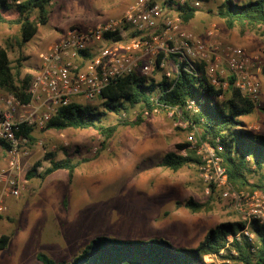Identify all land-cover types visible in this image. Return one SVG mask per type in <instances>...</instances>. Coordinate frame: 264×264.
Here are the masks:
<instances>
[{"label":"rangeland","instance_id":"rangeland-1","mask_svg":"<svg viewBox=\"0 0 264 264\" xmlns=\"http://www.w3.org/2000/svg\"><path fill=\"white\" fill-rule=\"evenodd\" d=\"M134 1L116 0V8L122 7L124 12ZM222 1L206 0L184 26L200 37H204L206 28L214 26L220 42L243 47L260 81L256 104L264 106V29L243 33L238 28L228 29L215 14ZM87 5V0H52L48 6V22L39 25L36 34L21 49L16 44L18 26L0 24V48L7 50L12 66H17V59H21V73L15 75L17 84L24 76L31 80L34 71L30 66H34L38 55L61 32L56 28H66L74 21L81 25L94 22L93 11L87 17L79 15ZM61 13L63 15H59ZM124 31L120 32L130 35L131 30L125 28ZM166 66L174 69L175 56H169ZM218 67L217 80L228 82L229 72L223 58ZM161 78V70L145 77L147 82H158ZM7 93L0 89L2 96ZM76 101L103 112L100 123L117 124V129L107 141V147L96 153L101 137L94 129L35 128L34 140L24 144L29 154L21 161V193L7 200L8 209L0 215V235H11L8 246L0 250V264H40L35 259L37 252L56 261L68 260L97 234L138 239L165 232L188 246H195L210 228L237 220L236 213L227 209L217 196L210 201L208 210L194 213L183 205L189 198L197 202L209 200L196 164L185 165L177 171L157 165L164 153L175 149L176 143L187 142L189 134L193 133L197 140L200 138L197 129L188 126L178 109L158 108L148 112L137 104L114 112L105 109L98 98L93 101L76 98ZM138 116L141 122L132 124ZM245 120L256 133H261L256 128L264 131V114L257 109ZM48 152L53 153L54 160H89L80 163L71 182L65 170H58L44 180H26L25 173L35 162H41L43 168L49 166V159H45ZM4 156V149L0 147V166L4 165ZM251 180H255V176ZM203 262L218 264L219 258H204Z\"/></svg>","mask_w":264,"mask_h":264},{"label":"trees","instance_id":"trees-1","mask_svg":"<svg viewBox=\"0 0 264 264\" xmlns=\"http://www.w3.org/2000/svg\"><path fill=\"white\" fill-rule=\"evenodd\" d=\"M51 1L0 0V24L18 26V48H23L36 34L39 25L47 23ZM199 9L185 6L178 8V12L186 23L195 17ZM215 14L228 29L238 28L241 33L260 27L264 29V0H223ZM137 34L133 31L130 35ZM104 37L119 40L125 35L120 31H112L105 32ZM82 53L86 58L91 56L89 51ZM20 60L17 59V66H12L7 50L0 48V89L13 94L22 103H28L31 100L30 94L26 92L29 77L22 78L20 84L15 81V75L21 73ZM185 65L179 63L170 81L163 77L158 82H147L145 77L137 73L123 75L103 87L98 99L105 109L114 112L127 110L137 104L143 105L148 112H152L153 108L178 109L188 126L197 129L202 141L213 144L219 138L222 145L219 154L233 188L264 192V134L256 133L245 120L255 109L264 114V106H257L256 102L243 97L233 86L232 77L228 78L229 84L225 90L209 82L200 64L194 65L192 70ZM189 101H193V109L187 108ZM102 115L103 112L94 111L88 105L71 101L57 109L44 129H94L101 137L96 151L99 153L107 147V141L117 129V124L102 125ZM140 122L141 117L138 116L132 124ZM34 130L32 125L20 122L15 135L31 142L34 140ZM187 145V142L176 143L175 149L164 153L157 165L171 171H177L188 164L197 165L199 160L191 150L185 155L180 153ZM0 147L7 149L9 145L0 138ZM52 156L53 153L49 152L45 155V159L50 161L49 166L43 168L41 162L37 161L26 171L24 178L44 180L58 170H65L71 182L80 163L89 160H54ZM252 176H255L253 181ZM208 196L209 200L205 202L189 198L183 205L194 213L208 210L210 201L216 195L212 190ZM243 227L244 223L238 219L221 222L210 228L195 246H188L175 235L165 232H151L153 237L138 239L97 234L68 260L56 261L43 252H37L35 259L40 264H204V255L211 254L219 258L218 264H264V227L257 221L249 225L253 234L252 242L242 235L239 240L233 239L227 244V236L237 233ZM10 238V234L0 235V250L8 246Z\"/></svg>","mask_w":264,"mask_h":264},{"label":"built area","instance_id":"built-area-1","mask_svg":"<svg viewBox=\"0 0 264 264\" xmlns=\"http://www.w3.org/2000/svg\"><path fill=\"white\" fill-rule=\"evenodd\" d=\"M205 1L135 0L118 18L88 29L69 27L60 39L38 55L39 69L26 89L31 96L28 103L20 102L11 93L0 94V138L9 145L4 149V165L0 166V215L8 209L7 200L21 193V161L29 154L24 145L27 140L15 135L18 123L43 129L59 107L77 102L76 98L96 100L102 88L113 79L129 73L146 77L161 70L163 77L170 81L182 62L190 70L200 64L212 85L226 89L229 80H217L218 62L223 58L233 86L243 97L254 102L259 99L260 81L243 47L220 42L214 26L206 28L204 37L184 26L178 8H200ZM125 28L138 34L127 33L119 40L104 37L105 32L124 31ZM83 51H89L91 56L86 58ZM170 55L175 56V66L171 70L166 66ZM193 105V101H189L187 108L193 109ZM157 109L153 108L152 112ZM187 139L188 145L180 153L185 155L186 149L194 152L199 160L196 166L205 184V193L209 195L213 190L222 204L244 223L240 231L227 236V244L233 239L239 240L242 235L252 242L251 222L257 221L264 227V192L232 187L219 154L222 150L219 138L210 144L200 138L197 140L191 133ZM212 257L215 255L207 254L203 260Z\"/></svg>","mask_w":264,"mask_h":264},{"label":"crops","instance_id":"crops-1","mask_svg":"<svg viewBox=\"0 0 264 264\" xmlns=\"http://www.w3.org/2000/svg\"><path fill=\"white\" fill-rule=\"evenodd\" d=\"M87 1H88L87 7L83 8L79 15L87 17L93 11L95 13V17L92 18V19H94V22L91 25H81V23H79L78 21H74L73 23L69 24L66 28L61 29L60 27H58V28H56V31L61 30V32L57 36L55 35L53 42L60 39L62 37V35L64 34V32L69 27H72L71 25H75L76 27H78L80 29H88V28L95 26L97 24L104 23V22L108 21L109 19L116 17V15H118V14L120 16L123 14L124 8L123 9H122V7L116 8V0H87ZM117 6H121V5H117ZM123 6H126V5H123ZM59 15H63V14L61 13ZM48 20H49V17H48ZM38 28H39V26H38ZM37 31H38V29H37ZM47 47H46V49H47ZM39 63H40V59L38 58V61L35 62V64H33L34 66H30V69L34 71L31 77H33L34 73L39 69ZM254 128H256V127H254ZM256 130L260 131L261 133H264V131L259 130V128H256Z\"/></svg>","mask_w":264,"mask_h":264}]
</instances>
